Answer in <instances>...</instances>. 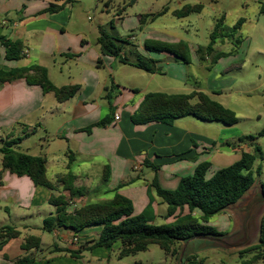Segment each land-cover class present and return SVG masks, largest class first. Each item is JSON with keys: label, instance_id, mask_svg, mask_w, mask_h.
<instances>
[{"label": "crops", "instance_id": "1", "mask_svg": "<svg viewBox=\"0 0 264 264\" xmlns=\"http://www.w3.org/2000/svg\"><path fill=\"white\" fill-rule=\"evenodd\" d=\"M65 1L70 3L56 14L40 13L51 3L61 4ZM155 1L156 9L147 14L161 15L146 21L141 29L138 17L130 18L125 14L113 20L120 23L124 31L132 33L125 39L137 53L155 60L161 70V73L155 74L143 71V76L140 74L142 70L123 64L118 58L101 55L97 38L98 27L102 25L94 27L90 23L81 26L73 16L71 3L80 5L81 0H0V36L20 41L26 54L21 60L7 61L0 45V69L37 64L47 70L50 81L56 87L80 86L78 93L63 103H57L53 94H44L39 86H30L23 79L0 87V148L5 140L23 138L14 147H23L22 153L46 159V177L55 184V195L69 196L57 179L71 172L76 177L74 186L83 194L70 202L72 209L110 200L115 189L132 180V183L119 188L118 193L131 200L134 216L150 206V224L157 226L171 223L177 215L188 211L184 208L173 217L166 218V205L150 189L154 176L163 189L174 190L181 178L194 173L198 164L210 162L206 176L209 178L216 170L237 162L241 152H251L255 142L235 140L234 137L228 140L218 133L226 129L219 128L218 125L222 124L202 122L193 117L176 119L171 125L132 123V115L149 93L148 86L157 81L158 75L169 77L172 81L169 89L174 92L162 93L189 94L200 91L192 87L180 91L179 83L186 86V65L174 62L170 55L146 51L145 42H186L190 59L194 55L199 62L196 55L197 48L201 46L199 42H205L203 46H206L216 21L223 18L206 9L216 0ZM195 5L202 6L200 13L182 18L173 16L183 7ZM205 16L207 21L204 20ZM88 21L91 22L90 17ZM128 21L130 24H126ZM128 48L133 50L132 47ZM123 56L121 54V58ZM98 60H101L99 64ZM128 60H134L132 54ZM57 62H69L75 66L74 74L66 79L63 78V71L59 72L61 83H57L51 75V69ZM122 67L134 69L137 76L121 74ZM171 70L179 74L170 76ZM146 75L148 78L145 79ZM137 77L145 79L146 85H133ZM111 86L113 90L108 100L105 94ZM115 114L118 120L114 119ZM107 116L111 120L108 125L93 127L89 133L84 131ZM146 162L159 166V170L154 172L145 165ZM106 166L109 168V179L104 181L102 175ZM260 191L262 185L255 182L236 204L213 217L210 225L226 237L240 234L246 209L251 203L260 202ZM50 195L49 190L36 186L27 176L18 177L1 171L0 155V229L11 227L20 233L1 247L0 264H83V252L90 250L101 228L92 227L79 233L64 228L46 231L43 221L53 216L55 211L48 203ZM256 212L254 220L259 222L264 210L257 208ZM193 214L198 216L199 212ZM28 237L39 239L38 247L23 249L22 244ZM193 241L187 244L186 249ZM257 241L258 237L251 245ZM116 244L120 245L119 242Z\"/></svg>", "mask_w": 264, "mask_h": 264}, {"label": "trees", "instance_id": "2", "mask_svg": "<svg viewBox=\"0 0 264 264\" xmlns=\"http://www.w3.org/2000/svg\"><path fill=\"white\" fill-rule=\"evenodd\" d=\"M135 1L131 0V4ZM69 3L70 1L61 4L51 3L40 13L56 14ZM201 10V5L185 6L174 12L173 16L182 18L193 13H200ZM259 14H264V3L259 4ZM160 15H139V29L146 21ZM223 21V18L216 21L210 34L209 43L206 46L198 47L196 50L200 63L210 62L208 69L217 60L232 54V52H216L214 49L216 42L218 40L224 42L229 38L234 39L241 26L246 22L244 18H239L230 29L229 34H224ZM113 25V22L109 23L112 30L114 29ZM237 42L240 41L237 40ZM97 43L103 56L118 58L121 63L131 65L149 74L161 73L155 60L139 55L128 40L113 35L103 26L98 27ZM0 45L4 49V58L7 61H18L25 57L24 48L20 41H12L0 36ZM126 46L133 48L131 50L134 57L133 61H129L125 56ZM144 49L149 52L170 55L176 63L190 64L189 47L183 41L177 43L147 41L144 44ZM121 54L124 55L123 58H121ZM100 62L101 60H98L97 64ZM20 79L25 80L30 86H39L44 94H53L57 103H63L73 98L80 90L79 85L56 87L50 81L47 70L37 64L10 70L0 69V87ZM112 90V86L106 90V99H110ZM184 117H193L203 122L221 123L228 127L238 123V118L232 110L227 109L200 91L189 94L148 93L132 115L131 121L136 125L151 122L171 125L176 119ZM110 122V117L107 116L84 131L89 133L93 127H104ZM27 135L25 134V136ZM258 137H264V129L260 130L257 135H248L239 140L249 139L253 141ZM22 139L18 137L4 141L0 148L1 171H7L18 177L27 176L36 186H42L51 192L48 203L54 207L55 211L53 216L44 219L43 228L48 232L54 228H64L79 233L85 229L100 227L99 236L92 242L90 249L97 247L110 249L119 242L121 245L120 257L143 252L149 246L156 245L168 256L175 257L178 262L183 245L190 240L197 238L221 239L225 234L218 232L210 225L211 219L236 204L252 188L255 183V176L260 175V168L253 170L254 163L257 159L264 161V152L258 145H254L252 153L241 152L237 162L216 170L209 178L206 176L211 167L210 162L198 164L194 173L191 176L181 178L174 190L163 189L154 176L150 183V189L166 205V218L173 217L176 212H181L184 208H187L188 211L186 214L177 215L171 223L156 226L150 224V206L141 214L134 216L131 200L118 193L119 188L132 183V180L115 189L110 200L88 203L72 209L70 202L83 195L82 191L74 186L76 177L69 171L58 177L57 183L61 185L63 191L68 192L69 196L55 195L53 192H55L56 186L46 177V159L41 156L18 153L12 149ZM145 165L154 172L159 170L157 165L148 162ZM102 178L104 181L109 179L108 166L104 168ZM262 190H264V185H262ZM195 211L199 212L198 216L193 214ZM19 235V231L11 227L0 229V249L6 241L17 238ZM39 243V239L28 237L24 240L22 248L28 250L32 247H38ZM186 250L183 253L182 264H204L196 255L186 256ZM255 250L264 251V216L260 220L257 243L240 250L239 254L242 255ZM259 255H255L254 258L259 259ZM241 264H247V262L242 261Z\"/></svg>", "mask_w": 264, "mask_h": 264}, {"label": "rangeland", "instance_id": "3", "mask_svg": "<svg viewBox=\"0 0 264 264\" xmlns=\"http://www.w3.org/2000/svg\"><path fill=\"white\" fill-rule=\"evenodd\" d=\"M258 2L260 3L261 0H216L210 7L206 8L207 11L217 13L219 17L223 16L224 34H229L230 29L239 18H244L246 22L241 26L234 39L229 38L224 42L219 40L214 46L216 52H232L231 55L217 60L210 69H208L209 61L206 63L197 62L193 55L191 59L194 58V63L184 67L186 86L179 83L180 91H184L185 88H198L236 114L237 125L232 127L218 125L219 128H226L223 132L219 130L218 133L228 140L233 137L237 140L248 135H257L260 130L264 129V14H259ZM71 7L74 18L80 22L81 26H88L90 23L94 27L102 25L108 32L125 39L132 33L124 31L120 23L113 21L118 17V13L122 11L120 15L126 14L130 18L138 17L155 10L156 1L137 0L131 4V0H81L80 5L73 2ZM88 17H90L91 22L88 21ZM206 19L205 16L204 20L207 21ZM110 22L114 23L113 30L109 26ZM129 22L126 24H130ZM237 40L240 42L238 43ZM203 43L205 42H199L201 46L204 45ZM130 50L127 46L124 50L128 59L131 58ZM69 66H71V72H69ZM73 68L75 66L72 63L57 62L55 67L51 69L52 79L61 83L59 81L62 80V77L59 72L62 70L63 78L66 79L74 74ZM121 70V74L128 77L137 76V71L129 67H122ZM140 74L145 76L143 71ZM175 74H179L178 71L171 70L169 73L170 76ZM146 78H148L147 75ZM145 79L137 77L133 85L143 87L144 84L146 85ZM156 80L148 86L147 91L149 93L174 92V90L169 89L171 88L169 83L172 82L169 77L158 75ZM16 135L18 136V134ZM253 142H255L253 146L258 145L264 152V137H258ZM12 149L18 153L24 151L23 147L18 146ZM252 152L253 148L250 153ZM258 168H260V175L255 176V182L264 185V161L260 159L255 161L253 170ZM257 237L258 233L255 237L252 236L253 243ZM221 240L229 245L236 244L235 235L223 236ZM93 249L94 251H92ZM93 249L83 252L81 260L83 264H178L175 257H169L156 245L149 246L146 251L124 257H120V245L118 244L110 250L102 247ZM242 249L230 250L216 243L195 240L188 246L186 256L196 255L204 264H241L242 261H246L247 264H264V251L255 250L240 255L239 251ZM257 254H260L259 259L254 258Z\"/></svg>", "mask_w": 264, "mask_h": 264}, {"label": "water", "instance_id": "4", "mask_svg": "<svg viewBox=\"0 0 264 264\" xmlns=\"http://www.w3.org/2000/svg\"><path fill=\"white\" fill-rule=\"evenodd\" d=\"M259 199H260V202L259 201L253 202L246 209V217H244L242 219L241 232H240V234L235 235L236 244L229 245V244H226L221 239L197 238V239H193V240H204V241H208L210 243H216L219 246L227 247V249H230V250H232V249H242V248L250 246L253 243L252 242V236L254 235V237H255L257 235V233L259 235L260 221L258 222V220H254V216L259 212L258 211V212L255 213V210L257 208H261V211L264 210V209H262V207H264V190L260 191ZM257 203L260 204V205L259 206L256 205ZM252 217H253V219H252ZM250 219H252L251 222H250ZM193 240H190L189 242H191ZM189 242H187V243H185L183 245L182 252L180 254L178 264H182L183 253H184V251L186 249V246H187V244Z\"/></svg>", "mask_w": 264, "mask_h": 264}, {"label": "built area", "instance_id": "5", "mask_svg": "<svg viewBox=\"0 0 264 264\" xmlns=\"http://www.w3.org/2000/svg\"><path fill=\"white\" fill-rule=\"evenodd\" d=\"M25 55H26V54H25ZM114 119H115V120H118V119H119L118 115L115 114ZM74 241H76V238H74Z\"/></svg>", "mask_w": 264, "mask_h": 264}]
</instances>
